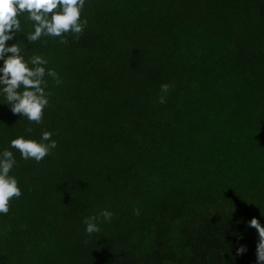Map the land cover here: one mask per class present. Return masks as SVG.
Instances as JSON below:
<instances>
[{
	"label": "trees",
	"instance_id": "1",
	"mask_svg": "<svg viewBox=\"0 0 264 264\" xmlns=\"http://www.w3.org/2000/svg\"><path fill=\"white\" fill-rule=\"evenodd\" d=\"M82 19L67 44L28 43L21 16L8 42L62 82L45 77L42 124L13 114L0 89V153L13 152L22 190L0 214V264H256L264 0H86ZM197 33L212 46L193 61L179 46ZM44 131L57 147L40 163L11 147ZM104 209L111 222L87 234Z\"/></svg>",
	"mask_w": 264,
	"mask_h": 264
},
{
	"label": "clouds",
	"instance_id": "2",
	"mask_svg": "<svg viewBox=\"0 0 264 264\" xmlns=\"http://www.w3.org/2000/svg\"><path fill=\"white\" fill-rule=\"evenodd\" d=\"M85 3L86 0H0V61H3L0 67V89L13 114L27 118L30 123L42 124L50 95L45 91V77L53 78L58 85L62 82L54 69H46L47 59L34 55L26 61L18 43L9 45L8 42L23 31L20 17L24 16L30 21L34 29L26 35L28 43H35L42 37H52L59 38L61 44H67L68 35L78 38L84 32L87 25V20L82 19ZM170 88V84L161 85L159 103L167 102L166 94ZM26 131L30 133L32 128L28 127ZM11 147L24 160L40 163L57 147V142L52 139L51 132L44 131L39 141L20 136L11 141ZM15 165L12 151L0 153V214L3 215L9 213L11 201L22 195L18 180L10 175ZM134 212L139 215V209ZM113 215L104 209L85 218L87 234L99 233V223L111 222ZM248 224L258 233L256 264H264V225L255 217ZM246 251L247 247L241 245L236 254L240 256Z\"/></svg>",
	"mask_w": 264,
	"mask_h": 264
},
{
	"label": "rangeland",
	"instance_id": "3",
	"mask_svg": "<svg viewBox=\"0 0 264 264\" xmlns=\"http://www.w3.org/2000/svg\"><path fill=\"white\" fill-rule=\"evenodd\" d=\"M195 38V39H194ZM207 37L204 35L201 36V33H197V35H190L188 34V36L186 37V41H183V43L180 44V50H182L181 52L184 54V56H188L190 58H192V60L194 61L195 58L200 55L201 51L202 53L206 54L207 57V52L206 50H201V47L204 43H206ZM210 45L212 46V43L208 42L206 43V46ZM207 64H214V61L212 60H207L206 65Z\"/></svg>",
	"mask_w": 264,
	"mask_h": 264
}]
</instances>
